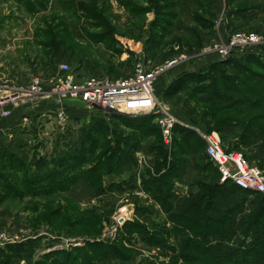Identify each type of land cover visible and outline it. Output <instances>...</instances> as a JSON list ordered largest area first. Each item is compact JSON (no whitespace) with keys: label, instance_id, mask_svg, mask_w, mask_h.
I'll return each mask as SVG.
<instances>
[{"label":"trees","instance_id":"16d2710c","mask_svg":"<svg viewBox=\"0 0 264 264\" xmlns=\"http://www.w3.org/2000/svg\"><path fill=\"white\" fill-rule=\"evenodd\" d=\"M7 1L18 15L36 17L56 7L69 16V31L61 30V23L50 26L45 21L40 23L42 30L35 31L42 55L48 58L45 68L52 74L56 68L50 56L82 61L75 51L77 38L82 35L93 44L116 43V33L104 20L109 3L99 6L97 0ZM116 1L130 18L143 24L146 14L153 11L144 52L161 46L160 53H164L174 44L200 49L203 34L198 30H211L213 25L214 0ZM243 1H236L229 16L256 9L251 4L255 0L250 4V0ZM244 16L242 19H246ZM187 20L191 26L185 24ZM190 33L192 40L183 43V35ZM213 36L209 33L208 37ZM182 94L204 106L196 123L203 131L216 132L226 152L241 154L264 174V60L251 55L233 56L199 72H181L163 96L166 99ZM107 115L106 120L95 117L76 132L65 131L57 136L51 151L44 155H39L36 148L27 149L23 134L15 135L16 129L9 133L10 138L0 139V205L28 197L45 199L67 193L75 196L74 186L78 183L97 197L123 191L136 179V154L152 139L145 151L153 157V165H143L138 179L140 189L159 206L158 213L165 219L156 221L154 208L135 204V219L124 224L123 233L111 245L85 241L82 246L51 251L32 260L38 241L28 240L0 250V264L128 263L133 255L121 247L127 243L132 246L135 240L149 252L155 250L158 256L152 257L159 264H264V195L243 191L230 182L220 183L217 169L205 154L204 142L193 131L175 126L169 151L153 116ZM190 169L194 174L188 178L187 194L178 196L173 191L174 184L182 183ZM107 177L121 178V182L106 186ZM94 218L99 225L100 218L91 219ZM161 250L171 254L167 262H158L164 255Z\"/></svg>","mask_w":264,"mask_h":264},{"label":"rangeland","instance_id":"374dc122","mask_svg":"<svg viewBox=\"0 0 264 264\" xmlns=\"http://www.w3.org/2000/svg\"><path fill=\"white\" fill-rule=\"evenodd\" d=\"M236 1L241 2L243 0H214V19L211 30H198L200 34H203L201 40L203 45L200 49H196L195 45L188 47L186 44L181 46L180 44H174L173 47L165 49L164 53H160L162 52L161 46L152 52H144L145 33L150 30L149 23L154 18L153 11L146 14L143 24L140 20H134L132 17L131 19L116 0H97L99 6L109 3L105 18H103L108 27L116 33V36H114L116 43H110V45L104 43L93 44L87 42V39L82 35V37L77 38L75 49L77 58L82 61H69L66 56L57 59L50 56V60L55 62L56 68L55 73L52 74L50 69L45 68L48 58L42 55L43 52L38 46V41L34 38L35 31L42 30L40 23L44 21L50 26L61 23L64 26L60 27L61 30L63 28L67 29L66 27L71 29L69 21L66 19L69 16L56 7L36 17L21 15L20 13L18 15L15 13V9L11 8L14 6L11 2L0 0V94L12 88H26L32 78L42 82L56 75H61L58 71L60 65H67L78 80L88 76H98L114 81L122 80L134 73L138 60H140L148 69H146L147 72L153 69H161L154 83L155 94L159 98L161 108L166 110L169 115H173L179 121L189 125V127H196L203 131L196 123L199 122L204 106L199 105L186 94L170 95L166 99L163 94L173 78L181 72H199L213 63L228 60L233 56L240 57L243 55L248 57L251 55L261 61L264 60V3L259 0H255L253 3H251V0L247 1L249 4H253V8H256L253 12L245 13L243 11L241 16H229V13L235 10L237 6ZM239 5L244 4L240 3ZM244 14L251 16L246 17ZM242 16L246 19H242ZM185 24L191 26L188 20ZM76 29L79 31L78 26ZM209 33L214 34L213 37H210L211 39L208 37ZM236 35L245 37L254 35L262 42L244 44L240 41H234ZM182 38L183 43H188L189 40H192V33L189 35L184 34ZM41 40L39 39V41ZM207 40L209 41L207 42ZM221 47L223 51L228 53V57L224 59L219 54ZM135 53L139 54L137 58ZM64 57L67 59H64ZM173 61L175 63L171 64ZM250 68L254 71L257 70L254 66ZM41 102L38 101L37 96L35 106L42 105ZM43 105H49L48 108L54 107L53 109L57 107L51 100L43 102ZM52 111L43 109L41 113H37L35 107H30L13 112L9 120L0 121V131L3 130L2 132H4L3 135L0 133V139L10 138L9 133L16 129L15 135L20 132L23 134L21 138L27 142V149L36 148L39 155H44L51 151L57 136L64 134L65 131L69 133L76 132L90 119L100 117L102 120H106L107 114H110L106 111L97 114L99 111L95 109L91 111L88 107L82 106L81 103H67L64 109L67 121L66 118L63 121L52 115H47ZM29 113H33V115H28ZM118 115L123 116L122 114ZM159 130L164 146L170 151L172 141L166 144L160 127ZM151 142L152 139L144 145L147 146ZM145 146L144 150H140L136 154V158L138 160L141 156L145 157L146 165L143 168H148L153 165V157L145 151ZM213 167L215 166L213 165ZM141 168L138 163L134 183L124 186L123 191H111L97 197L85 185L78 183L77 186H74L76 187V190L74 189L75 196L67 193L45 199H31L28 197L22 201L10 200V202L0 205V235H4L5 238V243L0 246V250L37 239L38 247L32 260H38L51 251H61L60 248L67 251L70 248L78 247L73 246L75 243L82 246L85 241H91L111 245L123 233L122 227L124 224L135 219V204L154 208H151L154 210L152 211L154 219L156 221L162 220L164 217L158 213L159 206L154 204L149 196L140 189L138 178ZM109 178L113 179L114 177L104 179L106 186L112 182H121L119 178H114V180ZM188 182L189 180H183L180 185L185 183L187 189ZM182 188L184 186L181 187V192L178 194L180 190L177 188V184H174L173 191L178 196H185L187 192L183 191L185 189L182 190ZM94 216L100 218L99 225L96 218L91 219ZM119 218H124V221L119 222ZM74 220H78L79 223L75 224ZM130 244L132 246L127 243L121 247L126 252L129 250L132 253L131 256L133 255L128 263L115 262L111 264H149V262L155 261L152 257L156 255L155 250L149 252L136 240ZM161 251V254L164 255L159 256L158 262H167L171 254L168 250ZM127 254L130 256L128 252ZM108 263L110 264V262ZM20 264H24V262ZM154 264L159 263L154 262Z\"/></svg>","mask_w":264,"mask_h":264},{"label":"built area","instance_id":"2783aa9c","mask_svg":"<svg viewBox=\"0 0 264 264\" xmlns=\"http://www.w3.org/2000/svg\"><path fill=\"white\" fill-rule=\"evenodd\" d=\"M234 41L244 44L262 42L254 35L246 37L236 35ZM219 54L222 59L228 57V53L223 51L222 47L219 49ZM135 55L136 58L139 56L138 53ZM174 63L175 61L171 64ZM146 69L138 60L134 73L122 80L114 81L98 76H88L78 80L67 65H60L58 71L61 75L42 82L32 78L26 88H12L2 92L0 94V121L9 120L13 112L22 108L36 107L37 96L39 102L53 101L57 109L47 115L63 121L66 118L64 109L67 103H81L91 111L94 110V106H97L102 111L132 118L153 116V122L160 127L166 144L172 141L173 127L176 125L195 131L205 144L206 156L219 173L220 183L230 182L243 191L264 195V174L261 170L249 164L241 154L226 152L216 133H206L196 127H189L161 108L154 90L155 79L161 69H153L150 72ZM138 163L140 168L146 165V158L141 156ZM123 221L124 218H119V222ZM4 243V235H0V246ZM73 246L79 247L81 244L75 243ZM59 250H64V248Z\"/></svg>","mask_w":264,"mask_h":264},{"label":"crops","instance_id":"0c3cea01","mask_svg":"<svg viewBox=\"0 0 264 264\" xmlns=\"http://www.w3.org/2000/svg\"><path fill=\"white\" fill-rule=\"evenodd\" d=\"M1 4H3V3H1ZM10 5L12 6L11 3H10ZM11 8H13V7H11ZM44 103H45V102H44ZM41 104L43 105V102H41ZM48 104H49V103H48ZM42 105L35 107V111H36L37 113H41L43 109L55 110V109L57 108V107H56L55 109H53L54 107H53V108H48L49 105H43V106H42ZM44 113H45V112H44ZM3 133H4V132H2V135H3ZM188 173H189V176H187V178H186L185 180H188V178L194 174L193 171H192L191 169L188 171ZM188 173H187V174H188ZM190 174H191V175H190ZM109 179H110V180H114V178H113V179H112V178H109ZM119 179L121 180V178H119ZM182 186H184V188H182V190L185 189V190H183V191L187 192V191H188V186H187V189H186V188H185V187H186V184H185V183H183V184H181V185H180V184H177V188H179V190L181 189ZM179 190H178V191H179ZM180 192H181V190L179 191L178 194H180ZM185 192H184V193H185ZM184 193H183V194H184Z\"/></svg>","mask_w":264,"mask_h":264},{"label":"water","instance_id":"95a60500","mask_svg":"<svg viewBox=\"0 0 264 264\" xmlns=\"http://www.w3.org/2000/svg\"><path fill=\"white\" fill-rule=\"evenodd\" d=\"M93 108H94L95 110L99 111V112L102 111V109H101L100 107L94 106Z\"/></svg>","mask_w":264,"mask_h":264}]
</instances>
